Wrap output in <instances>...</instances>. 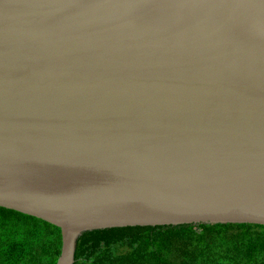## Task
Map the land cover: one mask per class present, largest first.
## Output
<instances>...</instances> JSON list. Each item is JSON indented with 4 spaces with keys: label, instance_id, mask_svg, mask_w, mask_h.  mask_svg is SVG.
Instances as JSON below:
<instances>
[{
    "label": "water",
    "instance_id": "95a60500",
    "mask_svg": "<svg viewBox=\"0 0 264 264\" xmlns=\"http://www.w3.org/2000/svg\"><path fill=\"white\" fill-rule=\"evenodd\" d=\"M0 207L264 225V0H0Z\"/></svg>",
    "mask_w": 264,
    "mask_h": 264
},
{
    "label": "trees",
    "instance_id": "16d2710c",
    "mask_svg": "<svg viewBox=\"0 0 264 264\" xmlns=\"http://www.w3.org/2000/svg\"><path fill=\"white\" fill-rule=\"evenodd\" d=\"M61 229L0 207V264H56ZM75 264H264V225L127 226L84 232Z\"/></svg>",
    "mask_w": 264,
    "mask_h": 264
}]
</instances>
